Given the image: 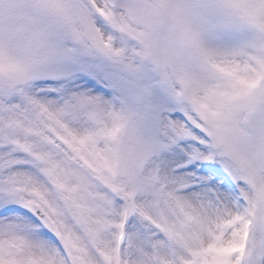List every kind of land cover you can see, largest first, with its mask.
Returning <instances> with one entry per match:
<instances>
[{
  "label": "snow or ice",
  "instance_id": "6c2138e0",
  "mask_svg": "<svg viewBox=\"0 0 264 264\" xmlns=\"http://www.w3.org/2000/svg\"><path fill=\"white\" fill-rule=\"evenodd\" d=\"M80 54L169 102L57 103ZM0 264H264V0H0Z\"/></svg>",
  "mask_w": 264,
  "mask_h": 264
},
{
  "label": "rangeland",
  "instance_id": "374dc122",
  "mask_svg": "<svg viewBox=\"0 0 264 264\" xmlns=\"http://www.w3.org/2000/svg\"><path fill=\"white\" fill-rule=\"evenodd\" d=\"M60 68L61 76L52 82L57 91L50 96L60 104L79 94L99 97L117 106L139 102L150 108L169 102L158 71L148 61H137L129 68L100 54H80L63 61ZM142 90L146 91L140 96Z\"/></svg>",
  "mask_w": 264,
  "mask_h": 264
}]
</instances>
